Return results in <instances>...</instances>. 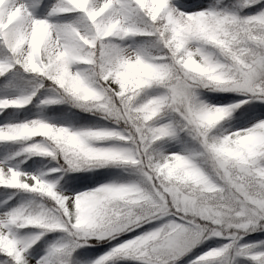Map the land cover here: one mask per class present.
<instances>
[{
	"label": "snow or ice",
	"instance_id": "1",
	"mask_svg": "<svg viewBox=\"0 0 264 264\" xmlns=\"http://www.w3.org/2000/svg\"><path fill=\"white\" fill-rule=\"evenodd\" d=\"M0 146V264H264V0H0Z\"/></svg>",
	"mask_w": 264,
	"mask_h": 264
},
{
	"label": "rangeland",
	"instance_id": "2",
	"mask_svg": "<svg viewBox=\"0 0 264 264\" xmlns=\"http://www.w3.org/2000/svg\"><path fill=\"white\" fill-rule=\"evenodd\" d=\"M43 14V13H41ZM42 92L44 90H41ZM234 94H237V93H234ZM233 93H228V95L226 96H238V95H234ZM29 108H32L33 111H35L33 105H29L28 106ZM244 107H247V105H245ZM52 107L48 109L47 111V114L50 115V116H57V115H60L61 113L59 112H54L52 111ZM7 111L9 112H18L17 110L15 109H8ZM26 110L23 109L20 113V116L23 117L24 114H25ZM75 122L77 123H80V124H101V125H109L111 126V121H107V120H104V119H98L96 117H90L86 120H79L77 119ZM243 126H247V125H243ZM13 147H19V145H13ZM4 146H0V152H2ZM33 161H41L43 164H46L48 165L49 167H53L55 166V161H51V158H45V157H39V156H34L32 157L31 160L28 161V164H32ZM51 161V162H50ZM29 170H32V169H29ZM100 175L97 176L96 180L97 181H100V182H103L104 179H109V178H112V176L114 175H117L119 174L120 170L119 169H114V168H105V169H100L98 170ZM82 174L84 173H70L69 175L70 176H81ZM67 181V182H65ZM96 183V182H95ZM92 186H95V184L93 185H90V186H87L86 185H74L69 179L68 177L66 176L64 181H61V185L60 187L66 192V193H72L74 191H81V190H84L85 187H92ZM7 191H12L11 189H8ZM4 192H5V189H2L0 188V199H3L4 198ZM52 234H50L51 236ZM253 235H264V234H253ZM44 240H41L37 245L36 247L40 249V254H43V246H44ZM206 244H209L211 246H215L214 243H212L211 241L209 242H206ZM201 248H204L205 246L204 245H201L200 246ZM107 248L106 246L104 245H97L96 246V250L93 251V252H85L84 254L90 258V259H94L95 257L101 255L104 251H106ZM81 252H84V249H81ZM122 264H125V262H122Z\"/></svg>",
	"mask_w": 264,
	"mask_h": 264
},
{
	"label": "trees",
	"instance_id": "3",
	"mask_svg": "<svg viewBox=\"0 0 264 264\" xmlns=\"http://www.w3.org/2000/svg\"><path fill=\"white\" fill-rule=\"evenodd\" d=\"M232 94V93H231ZM234 94V93H233ZM211 95H221V96H226V95H228V93H213V94H211ZM234 95H240V94H234ZM52 108H55V109H64V110H68V109H70L71 110V112L73 113V114H75L76 115V117H78V119L79 120H86V119H88V118H90V117H96V118H98V119H102V117L101 116H99V115H93V114H91V113H86V112H82L81 110H79V109H76V108H74V107H71L70 105H67V104H64V105H54V106H51ZM15 110H17V109H15ZM23 109H19V110H17L18 112H21ZM58 112V111H57ZM60 113V112H59ZM79 174V173H78ZM82 175H92L91 173H84V174H82ZM95 182L96 181H92V182H90V183H88L87 184V186H90V185H93V184H95Z\"/></svg>",
	"mask_w": 264,
	"mask_h": 264
}]
</instances>
